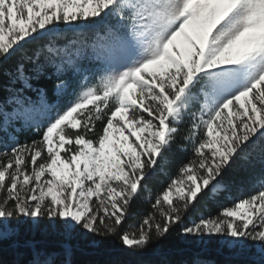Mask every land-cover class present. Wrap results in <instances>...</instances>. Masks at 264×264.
I'll return each mask as SVG.
<instances>
[{"label": "snow or ice", "instance_id": "1", "mask_svg": "<svg viewBox=\"0 0 264 264\" xmlns=\"http://www.w3.org/2000/svg\"><path fill=\"white\" fill-rule=\"evenodd\" d=\"M174 151L186 162L153 196ZM257 160L264 0H0V256L22 257L9 264H77L89 236L140 254L173 229L194 249L182 264H214L212 247L264 264V169L251 194L197 214Z\"/></svg>", "mask_w": 264, "mask_h": 264}, {"label": "trees", "instance_id": "2", "mask_svg": "<svg viewBox=\"0 0 264 264\" xmlns=\"http://www.w3.org/2000/svg\"><path fill=\"white\" fill-rule=\"evenodd\" d=\"M183 134L184 129L180 135L183 136ZM31 136V132L24 131L19 134V140L23 142ZM182 162H186L185 156L179 151L170 153L168 160L161 162L159 173L149 185L153 189V196L157 189H162L167 183L169 176L175 174ZM262 169H264V165H261L258 160L251 164H245L243 167L234 166L226 178L231 186L230 193H225L215 200L205 197L201 201L197 214H215L221 207L231 204L235 198L251 194L256 190L253 187V181ZM229 195L233 199L225 200V196ZM147 207V204L138 205L137 211L141 216ZM48 242L55 243L56 241L48 239ZM73 244L75 247L73 259L77 264H182V261L187 260L194 250L188 238L184 237L178 229H173L166 239L154 243L140 254H135L122 247L117 237L89 236L75 240ZM203 256L214 264H247L248 261V257L244 254H236L218 247L209 248L203 253ZM0 259H3L5 264H9L12 260L22 259V257L6 250Z\"/></svg>", "mask_w": 264, "mask_h": 264}]
</instances>
